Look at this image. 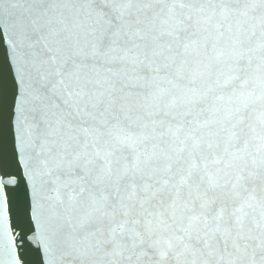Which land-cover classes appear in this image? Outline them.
Returning a JSON list of instances; mask_svg holds the SVG:
<instances>
[{"label":"snow or ice","instance_id":"1","mask_svg":"<svg viewBox=\"0 0 264 264\" xmlns=\"http://www.w3.org/2000/svg\"><path fill=\"white\" fill-rule=\"evenodd\" d=\"M0 264H264V0H0Z\"/></svg>","mask_w":264,"mask_h":264},{"label":"water","instance_id":"2","mask_svg":"<svg viewBox=\"0 0 264 264\" xmlns=\"http://www.w3.org/2000/svg\"><path fill=\"white\" fill-rule=\"evenodd\" d=\"M260 111L259 106H256L255 111L251 112L249 115H247L245 127H247L248 123H254L257 127V130H259V123L257 121V116ZM257 187H259V182L257 181Z\"/></svg>","mask_w":264,"mask_h":264}]
</instances>
